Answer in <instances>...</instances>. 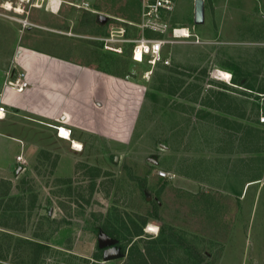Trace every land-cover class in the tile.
<instances>
[{"label":"rangeland","instance_id":"1","mask_svg":"<svg viewBox=\"0 0 264 264\" xmlns=\"http://www.w3.org/2000/svg\"><path fill=\"white\" fill-rule=\"evenodd\" d=\"M194 7L177 0L171 24L200 43L167 36L170 64L152 68L100 40L141 35L134 0H0V92L21 49H68L122 85L114 120L97 101L68 125L81 149L57 144L0 173V264H264V0H204L201 25ZM22 115L7 109L1 134L52 145ZM18 148L0 136V168ZM103 238L119 258L105 260Z\"/></svg>","mask_w":264,"mask_h":264},{"label":"crops","instance_id":"2","mask_svg":"<svg viewBox=\"0 0 264 264\" xmlns=\"http://www.w3.org/2000/svg\"><path fill=\"white\" fill-rule=\"evenodd\" d=\"M63 52H68V49H21L15 57L13 66L10 67L7 73V75L10 73L11 76L24 73L28 81V87L23 93H16L3 87L0 93H2L5 108L9 112L13 111L19 115L24 114V116L22 115L23 119L33 121L36 125H43L45 128L43 133L49 135V138L54 141L52 145H36L8 133L4 136L5 134L2 135L3 133L0 132V136L19 144L13 159H10L3 168H0V173L4 172L3 176L7 178L12 177L13 171H17L25 162L37 159L39 150H49L48 153L51 154L57 144L69 150L74 149L73 146L71 147L72 142H79V140L73 136L74 127L70 128L68 125L71 123L73 126L81 124L82 122L75 121V117L86 115L88 111L97 113L99 110L94 107L97 101H102L101 105L105 103V108H107L106 102L110 103L108 107V110L111 111L109 116L112 115L113 120L117 116L114 111H120L113 102H118V93L122 86L121 81L105 74H102L104 77H99V73L94 66L87 64L80 58H76L74 53L73 56L65 57L62 55ZM14 70L18 72L16 73ZM125 81L130 82L129 79ZM7 109L6 116L0 119L1 122H4V119L7 118ZM261 114L264 115V108ZM10 117L7 119L9 123H11L9 121ZM64 119L63 124L61 121ZM62 126L71 130V140L63 139L58 135L57 127ZM87 126L88 124L85 125V127ZM256 126L264 130V124H261L260 121ZM64 143L68 144L64 145ZM19 156L23 157L21 161L18 160ZM262 156H264V151ZM262 175H264V170ZM256 179L252 182L247 180L244 190L251 183L260 181L259 176Z\"/></svg>","mask_w":264,"mask_h":264},{"label":"built area","instance_id":"3","mask_svg":"<svg viewBox=\"0 0 264 264\" xmlns=\"http://www.w3.org/2000/svg\"><path fill=\"white\" fill-rule=\"evenodd\" d=\"M139 6V21L135 26L140 30L141 35L137 38H126V30L122 28L119 31H112L108 36L101 38L104 49L115 52H120L123 44L131 45L132 59L139 64L145 61L154 68L157 65H169L170 59L162 55L163 49L169 44L173 43L166 37L169 36L175 42L190 41L199 44V38L190 27H173L171 24L172 14L176 9L177 0H134ZM79 7L90 10L91 6L88 2H82ZM126 23V22H125ZM128 24H132L127 22ZM133 26V25H131ZM150 32L154 35H151ZM152 73V70H149ZM147 73V72H146ZM147 74H145L144 78ZM10 73L7 75L5 83L6 89H11L16 93L25 92L28 87V81L24 73H17L13 79ZM0 119L6 116V108L3 106L2 93H0ZM261 124H264V115L259 119ZM62 127H57L58 135L61 137ZM71 136V130H68ZM22 156L18 157L21 161ZM159 175L163 178H170V173L162 171Z\"/></svg>","mask_w":264,"mask_h":264},{"label":"water","instance_id":"4","mask_svg":"<svg viewBox=\"0 0 264 264\" xmlns=\"http://www.w3.org/2000/svg\"><path fill=\"white\" fill-rule=\"evenodd\" d=\"M195 13H194V21L195 24L197 25H201L204 23V0H195ZM103 20H105V18H102ZM116 241L111 240V239H106L103 238L99 241V247L100 248H105L106 247V251L104 254V258L105 260L109 261V260H113V259H117L120 257V251L119 249H117L116 247Z\"/></svg>","mask_w":264,"mask_h":264},{"label":"bare ground","instance_id":"5","mask_svg":"<svg viewBox=\"0 0 264 264\" xmlns=\"http://www.w3.org/2000/svg\"><path fill=\"white\" fill-rule=\"evenodd\" d=\"M9 5H10V4L7 5V8H8V9L11 8V6H9ZM16 11H18V12H20V13L22 12L20 9H19V10H16ZM146 74H147V75H146L145 78L148 79V78L150 77V75H151V72L147 71ZM215 77L218 78L219 80L227 81V80H230L231 75H230V73L224 72V71H222V70H216V71H215ZM0 115L3 116V113H0ZM61 134H62L61 137H62L63 139L71 140V136H70L69 131H68L67 129L62 128V129H61ZM71 135H72V134H71ZM72 143H73L75 149H77V148L81 149V148H82V145H81L80 142L73 141ZM149 230H150V231H154L155 229L152 228V227H150Z\"/></svg>","mask_w":264,"mask_h":264},{"label":"trees","instance_id":"6","mask_svg":"<svg viewBox=\"0 0 264 264\" xmlns=\"http://www.w3.org/2000/svg\"><path fill=\"white\" fill-rule=\"evenodd\" d=\"M141 232H142V231H141V229H140V230L138 231V235H140V234H141Z\"/></svg>","mask_w":264,"mask_h":264}]
</instances>
